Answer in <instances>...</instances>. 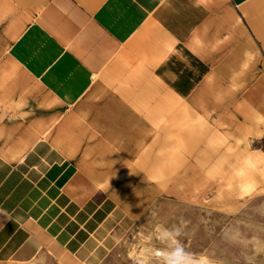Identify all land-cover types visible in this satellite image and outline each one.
<instances>
[{"label":"crops","instance_id":"1","mask_svg":"<svg viewBox=\"0 0 264 264\" xmlns=\"http://www.w3.org/2000/svg\"><path fill=\"white\" fill-rule=\"evenodd\" d=\"M159 1L27 0L24 16L28 25L7 52L13 75L12 100L19 102L20 116H60L71 103H78L102 119L110 116L105 112L110 107L107 102L112 101L127 112L134 111L141 124H135L138 128L132 138L123 128L97 142L92 124L89 132L94 147L99 144L104 155L112 152L107 161L101 157L106 163L99 161L111 170L103 176H86L84 165L89 164L81 155L83 147L77 140H68L63 132L60 136L44 132V136L32 137L24 149L0 150V263L29 261L44 250L68 264L100 262L114 245V229L131 220L125 208L134 210L127 203L124 208L120 186L114 189L115 197L92 194L109 188L117 179L130 180L131 192L142 184L134 164L141 159L139 154H144L141 152L150 142L149 135L154 134L151 139L156 137L157 141L161 135L155 134L157 129L163 130L175 116L180 126L187 124L183 113L197 104L192 102L195 95L189 98L188 93L195 84L208 83L212 61L229 77L218 86L237 87L244 84V72L255 68L252 60L258 51L254 47L264 56V24L259 23H264V0H188L189 6L195 7L192 21L207 25L208 44L215 49H208L201 62L188 59L186 63H179L186 51L179 34L148 14ZM244 19L250 23L252 50L243 47L240 20ZM184 66L193 76H179ZM237 95L232 94L230 101H236ZM97 121L95 125L102 123ZM213 127L209 132L221 138L225 132ZM206 133H201L195 144ZM211 134L193 153L192 165L203 170L208 179L214 170L219 174L218 182L226 179L225 167L221 160L213 162ZM159 165V160H153L147 171L154 172ZM174 169L183 173L182 178L188 174L179 165Z\"/></svg>","mask_w":264,"mask_h":264},{"label":"rangeland","instance_id":"2","mask_svg":"<svg viewBox=\"0 0 264 264\" xmlns=\"http://www.w3.org/2000/svg\"><path fill=\"white\" fill-rule=\"evenodd\" d=\"M26 3L27 0H0V150L24 149L28 139L44 136V132L59 136L64 133L68 140H77L83 147L81 155L89 164L84 165L86 176L106 175L111 170L99 161L105 162L101 157L109 160L112 152L104 155L99 144L94 147L89 132L92 124L93 129L97 130L96 142L98 138L111 137L123 128L129 131V138H132V135H136L134 131L138 126L135 124L140 123V117L112 101L107 102L110 107L105 112L110 116L102 119L93 117V110L85 109L78 103H71L68 111L60 116H20L17 111L19 102L12 100L13 75L12 66L7 61L10 54L7 52L24 32L22 28L28 25L24 16L27 14ZM191 11H195V7L189 6L188 0H161L148 11L181 37L186 51L181 54L179 63H186L188 59L201 62L207 57L205 52L208 49H215V45L209 47L207 25L193 22ZM246 20H240L244 31L242 43L245 49L252 50L254 41L250 23ZM259 23L261 26L264 24L263 21ZM228 41L230 48L232 43ZM254 50L258 51L252 60L255 68L244 72V84L237 87L218 86L221 80H229V77L225 71L216 69L212 61L206 78L208 83L190 87L189 98L195 95L192 102L197 104L195 107L189 106L183 113L187 121L185 127L180 126L175 116L167 121L163 130L157 129L155 134H161L157 141L156 137L151 139L154 134L153 137L149 135L150 142L141 152L144 154H139L141 159L135 160L134 168L140 173L142 184L134 192H131L130 180L118 182L117 179L109 188L92 194L115 197L114 189L120 186L126 196L122 197L125 200L124 208L127 203L133 205L134 210L131 212L125 208L131 220L114 229L113 247L96 264H204L202 259L213 264H264V56L257 46ZM179 72V76L186 73L193 76L186 66ZM236 92L237 100L230 101ZM101 94L100 97L107 98ZM201 101L205 102L203 106ZM167 102H164L165 106ZM81 107L83 110H79ZM199 116L201 122H198ZM97 120L102 123L95 125L94 121ZM213 126L225 132L221 138H215L211 134L213 132H209L214 130ZM101 128L104 132L98 131ZM205 131L204 137L195 144ZM207 134H211L210 145L215 147L210 150L213 162H224L225 180L217 182L219 174L214 170L208 179L203 170L200 172L192 165V155L206 143L204 138ZM153 160L156 163L159 160L160 165L154 172L152 169L148 172ZM186 163L190 167H186ZM178 165L188 172L184 178L181 177L183 173L174 169ZM245 186L251 188L246 189ZM156 250L178 253L193 260L175 261L156 254ZM0 264L68 263L62 257L44 250L29 261Z\"/></svg>","mask_w":264,"mask_h":264},{"label":"bare ground","instance_id":"3","mask_svg":"<svg viewBox=\"0 0 264 264\" xmlns=\"http://www.w3.org/2000/svg\"><path fill=\"white\" fill-rule=\"evenodd\" d=\"M160 254V255H165V256H167V257H171V258H173V259H175V261L176 260H182V261H187V260H193V258H187V257H184L183 255H181V254H178V253H174V252H169V251H162V250H156V254ZM190 262V261H189ZM194 262V261H193ZM201 262H203L204 264H213V263H210L209 261H207V260H201ZM197 263H198V261H197Z\"/></svg>","mask_w":264,"mask_h":264}]
</instances>
